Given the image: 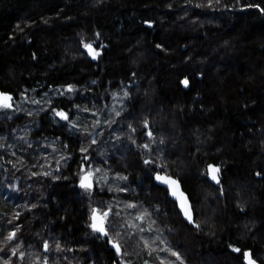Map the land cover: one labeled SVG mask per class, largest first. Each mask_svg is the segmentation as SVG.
I'll return each instance as SVG.
<instances>
[{
  "label": "trees",
  "instance_id": "obj_1",
  "mask_svg": "<svg viewBox=\"0 0 264 264\" xmlns=\"http://www.w3.org/2000/svg\"><path fill=\"white\" fill-rule=\"evenodd\" d=\"M262 10L0 0V91L12 97L0 107V264H180L163 249L183 264H244V253L264 264ZM82 164L91 190L78 187ZM156 174L180 183L193 225ZM95 207L109 212L108 238L89 228Z\"/></svg>",
  "mask_w": 264,
  "mask_h": 264
},
{
  "label": "snow or ice",
  "instance_id": "obj_2",
  "mask_svg": "<svg viewBox=\"0 0 264 264\" xmlns=\"http://www.w3.org/2000/svg\"><path fill=\"white\" fill-rule=\"evenodd\" d=\"M262 11H264V10H262ZM85 47L89 50L90 54L93 55L94 59L96 58V56L99 55V53L96 52L92 48V46L90 44L85 45ZM187 83H188L187 80H185L184 81L185 86H187ZM68 90L71 91V88H69ZM11 99L12 98L10 96L0 94V107H3V108L11 107V105L9 104V101ZM56 115L59 116L61 119H65V120L68 119V116L64 112H57ZM149 135H151V133H149ZM145 162L149 163V161H145ZM209 171L212 174V179L216 180L217 183H218L219 181H218V178H217V173L219 172V169L210 165L209 166ZM90 175H91V173H89V176ZM156 178L158 180L162 181L163 183L167 184L169 187H172L173 185H175V189L173 190L172 194L174 196H177V199H180L181 197H183V200L181 202V207H182V209H185V204H186V199L187 198L184 197V194L182 192H180L179 195H177L178 190H179V185H178L177 181L172 180L169 177H164V176H159V175ZM80 186L82 188H85L86 190H88V189H90L92 187V183L89 180L88 176L81 177ZM129 207H134V206L133 205H129ZM107 215H108L107 212H104L102 215H98L96 210H93V214H92L93 223L90 226L92 227V229L94 231L100 232L103 235H108V233H107V231L105 230V227H104V220L107 217ZM185 216L187 217V219L189 220L190 223L193 222L190 209H185ZM137 219H141L142 220L143 217L142 216L141 217H137ZM15 236H16V233L12 232V233L9 234L7 239L9 241H11V240H13L15 238ZM161 243H163V241H161ZM145 246L148 247L147 241L145 242ZM113 247L116 248L117 253H120L121 249H120V246H119L118 243L113 242ZM57 248L59 249V245H57ZM44 249H45V251L48 250V244L47 243L44 244ZM163 250L164 251H169L170 255L175 256L176 259L180 261V264H183V261H182L181 257L179 256V254L177 252L170 251L169 249H163ZM233 251L239 252L240 250L239 249H233ZM15 254H16V250L13 251V255H15ZM244 256L248 259V264H255V262L251 259L250 253H244ZM22 257H23V254H21V258ZM44 264H47V259L46 258L44 260ZM161 264H164V262L161 261Z\"/></svg>",
  "mask_w": 264,
  "mask_h": 264
},
{
  "label": "water",
  "instance_id": "obj_3",
  "mask_svg": "<svg viewBox=\"0 0 264 264\" xmlns=\"http://www.w3.org/2000/svg\"><path fill=\"white\" fill-rule=\"evenodd\" d=\"M82 50L87 54V56H89V58L94 59V58H93V55L90 54L89 50H88L86 47L82 48ZM0 94L7 95V96H10V97H11V95L6 94V93H2L1 91H0ZM11 98H12V97H11ZM10 102H11V100L9 101V104H10ZM85 161L87 162V161H88V158H86ZM209 166H210V165H209ZM209 166H207V168H206L207 179H208V181H209L211 184H213V185H217V184H218L217 181L212 179V174H211V172L209 171ZM211 166L216 167V168L219 169V172L217 173V178H218V181H219L220 168H219L218 166H214V165H211ZM80 172H81V174H82L81 177L88 176L89 180H90L91 183H92V187H93L92 175L89 176V173L86 172L85 166H84L83 164L81 165ZM158 175H159V176H164V177H168V176H166V175H164V174H156V175H154V178H153V179H154V182H155L158 186L162 187V188L167 192L168 198H169L172 202H174V204L176 205V209H177V211L179 212V214H180L181 218L183 219V221H184L185 223L189 224V225H193V222L190 223L189 220L187 219V217L185 216V209H190V212H191V215H192V220H193V212H192V209H191V204H190V202H189V200H188L187 195L183 192L180 183H179L177 180H175L174 178L169 177V178H171L172 180L177 181V183H178V185H179V190H178L177 195H179V193L182 192V193L184 194V197L187 198V199H186V204H185V209H182V207H181V202H182V200H183V197H181L180 199H177V196H174V195L172 194V193H173V190L175 189V185H173L172 187H169L167 184L163 183L162 181H160V180H158V179L156 178ZM81 177H80V182H79V184H78V187H79V189H85V188H82V187L80 186V184H81ZM92 187H91V188H92ZM91 188L88 189V190H91ZM85 190H86V189H85ZM94 210H96V212H97L98 215H101V214L97 211V209H94ZM92 214H93V211H92L91 214H90V225L93 223V221H92ZM90 225H89V228H90V230H91L95 235L100 236L101 238H107V237H108V235H103V234L100 233V232L94 231ZM104 227H105V220H104ZM105 230H106V229H105ZM109 246H110V248L116 250V248L113 247V242H110V243H109ZM116 252H117V251H116ZM43 253H46L45 249L43 250ZM252 260H253V259H252ZM253 261H254V260H253ZM243 262H244V264H248V259L245 257L244 260H243ZM254 262H255V261H254ZM255 264H258V263L255 262Z\"/></svg>",
  "mask_w": 264,
  "mask_h": 264
},
{
  "label": "rangeland",
  "instance_id": "obj_4",
  "mask_svg": "<svg viewBox=\"0 0 264 264\" xmlns=\"http://www.w3.org/2000/svg\"><path fill=\"white\" fill-rule=\"evenodd\" d=\"M87 172H90V173H92V175H93V172L91 171V170H88L87 169ZM96 209H97V211L102 215L104 212H107L108 213V215H107V217L105 218L106 219V224H107V220H108V217H109V212L107 211V210H101V209H99V208H97V207H95ZM94 209V208H93ZM138 224V223H137ZM130 228H136V225H134L133 226V224L130 226ZM161 242V241H160ZM160 242H159V239L158 240H156L155 239V242H154V245H155V250L158 252V253H160V251L158 250V248H160ZM162 244V243H161ZM157 252H155V254L157 255L158 253ZM164 259H166V257L164 258ZM124 260H125V258H124ZM168 261H169V259H168Z\"/></svg>",
  "mask_w": 264,
  "mask_h": 264
},
{
  "label": "flooded vegetation",
  "instance_id": "obj_5",
  "mask_svg": "<svg viewBox=\"0 0 264 264\" xmlns=\"http://www.w3.org/2000/svg\"><path fill=\"white\" fill-rule=\"evenodd\" d=\"M81 176V175H80ZM79 179H80V177H79ZM80 182V181H79ZM109 242H114V241H112V240H109ZM47 252V251H46ZM115 252H116V250H115ZM117 253V252H116ZM117 254H120V253H117Z\"/></svg>",
  "mask_w": 264,
  "mask_h": 264
}]
</instances>
